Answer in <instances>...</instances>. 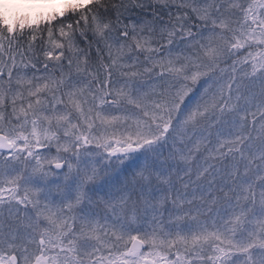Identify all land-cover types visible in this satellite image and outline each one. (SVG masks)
Masks as SVG:
<instances>
[{"label": "rangeland", "instance_id": "obj_1", "mask_svg": "<svg viewBox=\"0 0 264 264\" xmlns=\"http://www.w3.org/2000/svg\"><path fill=\"white\" fill-rule=\"evenodd\" d=\"M158 1L189 10V29L131 22L103 88L68 76L57 95L47 70L17 79L0 264H264V60L222 56L238 48L230 32L259 26L264 0ZM136 238L148 249L128 257Z\"/></svg>", "mask_w": 264, "mask_h": 264}, {"label": "trees", "instance_id": "obj_2", "mask_svg": "<svg viewBox=\"0 0 264 264\" xmlns=\"http://www.w3.org/2000/svg\"><path fill=\"white\" fill-rule=\"evenodd\" d=\"M17 3L0 0V132L9 134L13 130L14 136L21 133L24 117L19 100L12 95L22 73L33 74L32 69L50 71L58 83L57 95H63L64 79L68 76L85 81L94 89L103 88L116 75L111 42L124 39L131 22L144 20L174 27L180 24L181 29H189L190 22L189 10L158 0H25L20 5ZM182 15L187 16L188 22L181 20ZM263 20V16L259 17V26L250 28L248 35L243 31L230 32L238 48L235 52L225 49L224 59L264 60V38H258L260 33L256 32L263 33ZM67 43L82 54V72L75 70L78 51L69 55L63 47ZM241 46L244 49H240ZM223 65L224 62L218 68L220 76ZM26 92H22L24 100H27ZM24 109L25 113H31V104ZM82 133L85 134L84 128ZM221 163L222 159H218L217 164ZM110 174L111 177L116 174L115 170ZM92 208L95 210L96 205ZM208 263L215 264L216 260Z\"/></svg>", "mask_w": 264, "mask_h": 264}, {"label": "water", "instance_id": "obj_3", "mask_svg": "<svg viewBox=\"0 0 264 264\" xmlns=\"http://www.w3.org/2000/svg\"><path fill=\"white\" fill-rule=\"evenodd\" d=\"M0 149L7 151V152L12 150L11 144L7 141V138L2 134H0ZM135 151H136L135 148H130V150H129L130 153H134ZM120 153H121L120 151L117 152V154H120ZM54 168L58 171H61L64 168V165L63 164H56L54 166ZM146 248H147V245L145 244L144 241L139 240V239H135V240H133V242L130 246V249L127 253V256L128 257H134V256L142 253ZM38 264H41V263H38Z\"/></svg>", "mask_w": 264, "mask_h": 264}, {"label": "flooded vegetation", "instance_id": "obj_4", "mask_svg": "<svg viewBox=\"0 0 264 264\" xmlns=\"http://www.w3.org/2000/svg\"><path fill=\"white\" fill-rule=\"evenodd\" d=\"M36 263V260L34 262H32V264H35ZM43 263H44V260H43ZM45 264V263H44Z\"/></svg>", "mask_w": 264, "mask_h": 264}]
</instances>
